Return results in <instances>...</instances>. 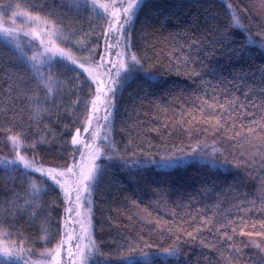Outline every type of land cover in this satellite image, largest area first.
Wrapping results in <instances>:
<instances>
[{"label":"trees","instance_id":"1","mask_svg":"<svg viewBox=\"0 0 264 264\" xmlns=\"http://www.w3.org/2000/svg\"><path fill=\"white\" fill-rule=\"evenodd\" d=\"M17 12L51 21L68 36L67 41L57 40L58 45L74 58L84 55L77 46L81 39L88 41V48H97L95 60L100 58L107 22L83 0H0L1 20ZM233 13L246 31L230 28ZM249 37L255 46L245 47ZM192 40L198 42L200 58L216 69V76L205 75V79L215 86L223 78L229 95L241 102L249 92L251 115L237 121L235 128L218 129L195 110L200 102L192 94L204 95L205 89L200 78L193 82L184 74L179 62L191 51L187 45ZM129 43L154 78L135 72L115 98L108 139L116 154L111 147L103 150L98 162L102 170L92 195V238L99 247L93 259L120 264L122 254H129L122 245L130 242L138 246L133 254L141 258L147 252L152 264H264V49L260 48L264 0H147ZM234 48L242 49L238 59L230 51ZM48 74L45 70V79ZM54 75L60 83L49 94L23 58L0 40V159L15 153L10 136L20 137L19 153L31 159L35 153L26 146L43 136L53 141L52 147L37 146L43 164L55 168L71 164L67 133L75 134L77 127L82 131L89 114L82 103L74 106L73 102L78 96L87 98L90 107L92 97L87 88L78 91L75 72L57 64ZM229 79L233 85H227ZM241 125L255 128V134ZM236 132L241 135L235 136ZM62 142H68L63 151ZM193 148L197 159L171 169L148 166L135 172V183L130 180L134 173L124 166L125 161L159 160ZM210 149L216 151L205 158L203 152ZM22 171V166L0 167V236L33 256L50 253L62 237L64 195L58 196L56 188L28 203L31 189ZM36 177L39 174L32 178ZM51 184L49 180L43 187ZM201 217L211 218L210 230L193 232L195 239L188 237L187 232L201 228ZM229 220L232 223L225 231L233 237L231 241L221 239L216 230ZM173 245L180 248L178 261L165 258L164 249Z\"/></svg>","mask_w":264,"mask_h":264},{"label":"snow or ice","instance_id":"2","mask_svg":"<svg viewBox=\"0 0 264 264\" xmlns=\"http://www.w3.org/2000/svg\"><path fill=\"white\" fill-rule=\"evenodd\" d=\"M83 2L93 10L94 15H96L102 21L106 20L107 22V30L104 32L106 51L110 52L113 48L119 47L124 49L122 53H115L119 61L118 66L117 63L113 62L112 60H106L105 56H101L100 61H96L95 57L99 54L97 48H88V41L83 39L77 42L78 49L84 53V55L79 60L65 53L61 48H55L54 50L46 49L45 53H41L39 56L34 54L33 56L26 57L25 59L26 62L32 64V69L37 75L39 85H43L45 88H47L49 94L53 93L54 86L60 83L54 75L57 64L65 67L67 71L75 72L76 76L74 79L78 91L83 92V90L87 88L88 97H92L91 111L93 113L99 111V108L97 107L98 102L104 105V120L110 127V118L112 115V110L115 107V98L121 94L122 89L127 85L128 82L131 81V79H133V74L135 72H144L146 79L152 80L154 78L151 73H148L143 69V65L136 54L131 52V45L129 43L136 19L139 15V11L147 3V0H113L111 8L108 4H98L97 0H83ZM6 7H10V5ZM97 9H102L103 12H98L96 11ZM14 15H16V13H14ZM40 20L41 18L39 16L34 18L35 22H39ZM47 23L52 24L51 21H48ZM230 28L243 29L246 31V27L242 23L241 18L235 13H233L231 16ZM41 31H46L49 36L57 40H68V36L63 35L54 24H52L51 29H41ZM0 35L3 36L7 43H14L15 50L23 55V49L21 48V45L13 31L5 29ZM25 35H28V33H25ZM41 43H43L42 39ZM197 43L198 42L196 40H192L191 43L187 45L191 51L179 58V62L182 64L184 74L189 79H192L193 82H195V78H200V83L205 89L204 95H196V93L192 94L196 96V100L200 102L199 105H194L195 110L201 113L202 118L206 117L205 122L208 120L214 121L218 129L227 128L229 126L235 128L237 121L242 120L246 115H251V113L248 112L249 102L247 98L249 96V92L244 93L245 102H241L238 96L229 95L228 88L225 86V80L223 78H221L215 86L212 85V81L210 79H205V75L216 76L217 73L215 68L210 67L209 64L205 62V60L200 58V49L196 47ZM248 46H255V41H253L250 37L247 39L245 47ZM260 48L264 49V44H261ZM48 51H51V55H47ZM230 51L237 59L243 54L241 48H234ZM206 55L209 57L211 56L210 53H207ZM65 61L68 63H64ZM180 64L177 66V74H179L181 70ZM109 65H111V67H109ZM197 65H199V67H197ZM44 67H47L49 70L47 79H45L44 72L42 71ZM114 68L116 71L113 74ZM85 74L87 75L85 76ZM105 75L108 76V81L103 79ZM97 76H100L101 78L97 80ZM226 83L227 85H233V80L229 79ZM208 88H211L212 91L208 92ZM261 91H264V89ZM102 97L103 99H101ZM77 103H82L85 109L89 110V100L87 98L82 99L80 96H78L77 101H74L73 105L75 106ZM94 118V115L90 114L87 117V124L91 125ZM193 118L195 119V117ZM241 127L244 128L248 133L255 134V128H245L244 125H241ZM261 127H264V124H262ZM89 131L90 127H84L85 133ZM67 134L71 136L70 143L72 146L73 163L65 169L58 170L55 167L44 166L43 158L39 157V154L36 153L37 146L48 143L49 146L52 147L53 141H49L43 136L40 140L33 141L32 144L26 146L35 153L32 160H29L25 156L19 154L18 145L20 143V137L10 136L9 140L12 141L14 146H17L18 161H0V167L14 169L19 165L23 166L21 175L29 180V187L31 189L32 199L28 201V203L38 201L41 192L47 190L55 191L56 188H59L60 192L57 193V195H64V203L68 205V207L65 208V212L68 214L69 219H71L73 213H75L77 217L81 215V212L78 211V209L81 208H87L89 214L91 213L92 201L90 196L98 182V175L102 170V166L95 165L93 168L88 170L87 175L81 173V181V179L77 177V168L82 165L84 160V152L80 148L82 143L81 130L79 127H77L75 134L71 132H68ZM240 135V132L235 133V136ZM84 146L95 149L96 159H99L100 156L103 155V150H106L109 147H111L112 154H116V148L112 145V142L110 139H108L107 135L104 138L103 149L95 144H89L87 141H84ZM67 147L68 142H62L61 150H66ZM196 151L197 150L193 148L192 151L183 153L179 156L175 154H168L161 156L159 160H149L145 162L137 160L133 161L131 164H128V162L125 161L124 166L134 173L130 177V180L135 183V172H138L148 166H155L158 169H171L179 167L186 163L189 159H197ZM215 151L216 150L213 149L214 153ZM77 152L80 153L81 157L79 163L75 159V154ZM108 159L110 160L111 157H108ZM222 163L226 164L227 161L225 160ZM35 173H39V177L33 179L32 177ZM65 176H68L70 179H76L73 180L72 185H69L67 181H62V178ZM49 180L52 181V184L48 185V188L45 189L43 186L48 184ZM73 193H75L74 198ZM73 205H75V207H73ZM36 207H39L38 203H36ZM36 214L37 213H34L33 215ZM73 223H76V221H73ZM231 223L232 221L229 220L228 224L220 223L218 225L216 230L221 232V239H226L228 241L233 239V237L229 235L227 231H225V229H227ZM211 225V218L201 217V228L193 229V231L187 232V236L195 239L196 237L193 235V232L203 230L205 228L210 230ZM80 226L83 235L76 237V239L80 241V243L76 244V250L80 254V264H107L106 260L93 259V257L99 253V247L97 246L96 241L92 238L90 232L92 227L91 219L89 218L87 225L81 222ZM231 230L232 232L237 231V229L234 227ZM241 234H243V230H241ZM63 236H67L69 241L73 239V235H69L66 232L62 234L60 244L55 250L57 256L60 253V249L64 245ZM23 243H25V241H21V244ZM125 246L127 247L129 254H122L120 264H152L150 255L147 252H144L141 258H137L133 253L138 250V246H134L130 242H125V245H122V247ZM146 247H151V245H146ZM164 253L165 258L172 257L178 261L180 256V248L178 245H173L168 249H164ZM21 254H23V247L19 249V254H17L15 250H6L0 254V264H20ZM69 255L71 256L72 253L69 252ZM53 258L55 259V257ZM57 264H61V262L57 261Z\"/></svg>","mask_w":264,"mask_h":264},{"label":"rangeland","instance_id":"3","mask_svg":"<svg viewBox=\"0 0 264 264\" xmlns=\"http://www.w3.org/2000/svg\"><path fill=\"white\" fill-rule=\"evenodd\" d=\"M113 0H109L107 2H99L97 1L98 4H108L109 7L111 8ZM98 12H103L102 9H97ZM35 16L27 15V14H20L17 12L16 15H14L11 19L7 21H3L0 19V34L3 33L5 29L13 31L14 35H16L17 40L19 41L21 48L23 49V55L18 53L15 50L14 43L9 44L7 41L3 38L2 35H0V40L5 43L7 46H9L14 52L18 53L27 66L32 70V72L35 74L37 77L36 73L32 69V64L29 62H26V57H31L34 54L38 55L41 53H45V50H54L55 48H61L58 45L57 39L49 36L46 31H41V29H51V25L48 24L47 22L40 20L39 22L34 21ZM107 30V27H106ZM25 33H28V35H25ZM39 37V38H37ZM41 39L43 40V43H41ZM109 42H114V41H109ZM62 49V48H61ZM124 49L122 47L119 48H113L110 52L106 51V41L104 44V49L101 54V56H105L106 60H112L113 62L117 63V66L119 64V61L115 55L116 52H123ZM65 53L69 54L67 51L64 50ZM47 55H51V51L47 52ZM71 55V54H69ZM100 56V57H101ZM100 61V58L97 60ZM39 66V65H38ZM111 67V65H109ZM45 70H48L47 67H44L42 71L44 72ZM116 69H113V74L115 73ZM87 75V74H85ZM101 77L97 76V80H99ZM103 79L105 81H108L109 78L108 76H104ZM103 99V97L101 98ZM97 107L99 108V111L96 113H93L91 111L92 106L90 102V107H89V114L88 116L94 115V119L92 120L91 125L87 124V120L85 122V126L90 127V131L85 133L84 129L81 131V140L82 143L80 145L81 150L84 152V160L82 165L77 168V177L81 179L82 181V176L81 173L84 175H87L88 170L90 168H93L95 165H98L99 160L102 158L100 156L99 159H96L95 157V149L92 147H85L84 146V141H87L89 144H95L97 146H100L103 149V144H104V138L107 135L109 137V131L110 127L108 126L107 122L104 120V105L100 102L97 103ZM113 112L114 108L112 110V115L110 118V123L113 117ZM15 153L13 156H4L0 159V161H9V160H17L18 161V156H17V146H15ZM20 154V153H19ZM214 152L213 149H210L208 152L204 153L203 155L205 158H211L213 156ZM21 155V154H20ZM27 158V157H26ZM29 160H32L31 158H27ZM75 159L79 163L81 160L80 153L77 152L75 154ZM73 161L71 162V164ZM209 163L212 166H216L214 162L209 161ZM70 164V165H71ZM22 166V165H19ZM45 166V165H44ZM23 167V166H22ZM49 167V166H45ZM68 167V166H67ZM65 167V168H67ZM65 168H57L58 170H62ZM39 174V173H37ZM76 178H69L68 176H65L62 178V181H67L69 185L73 184V180ZM51 181V180H50ZM52 182V181H51ZM92 195L93 192L90 196V199L92 201ZM75 196V193H73V198ZM65 198V197H64ZM68 207V205H66ZM65 207V208H66ZM75 207V205H73ZM78 211L81 212V215L77 217L75 213L72 214V218L69 219L68 214L65 212L64 214V219L62 223V234L67 233L69 235H73V239L69 241L67 239V236H63L64 239V245L60 249V253L57 256L56 255V249L59 246L60 242L53 247L52 251L50 253H43L37 256L31 255L29 252L23 250V254H21V259L20 263L21 264H57V261H60L61 264H80V254L76 250V244L80 243L76 239V237L83 235V232L81 231V222H83L85 225H87V222L89 218L91 219V225L92 224V204H91V213L89 214L87 208H81L78 209ZM73 221H76V223H73ZM75 230V232H74ZM91 235H92V227L90 229ZM62 239V237H61ZM61 241V240H60ZM19 249L13 246H10L7 244L5 241L4 237L0 236V254H2L4 251H12L15 250L17 254H19ZM69 252L72 253V255H69ZM55 257V259L53 258Z\"/></svg>","mask_w":264,"mask_h":264}]
</instances>
